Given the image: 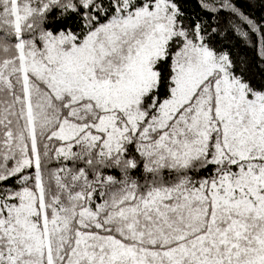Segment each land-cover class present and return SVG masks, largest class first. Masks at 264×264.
Wrapping results in <instances>:
<instances>
[{
	"label": "snow or ice",
	"instance_id": "1",
	"mask_svg": "<svg viewBox=\"0 0 264 264\" xmlns=\"http://www.w3.org/2000/svg\"><path fill=\"white\" fill-rule=\"evenodd\" d=\"M0 264H264V0H0Z\"/></svg>",
	"mask_w": 264,
	"mask_h": 264
}]
</instances>
